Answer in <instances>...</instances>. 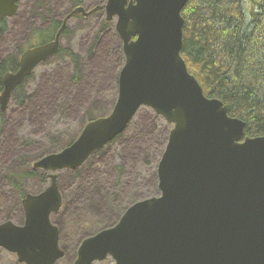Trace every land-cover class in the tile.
<instances>
[{"label":"water","instance_id":"95a60500","mask_svg":"<svg viewBox=\"0 0 264 264\" xmlns=\"http://www.w3.org/2000/svg\"><path fill=\"white\" fill-rule=\"evenodd\" d=\"M21 0H0L12 17ZM188 0H107L75 8L55 39L27 49L20 68L3 77L0 109L44 59L58 53L71 16L104 7L123 41L125 63L111 113L89 121L59 152L34 162L50 184L23 199V223H0V247L25 264H56L64 256L51 220L63 203L59 172L76 169L123 133L150 107L173 127L158 164L159 195L130 205L116 224L85 238L74 264L111 256L116 264H264V136H245L246 122L205 95L182 56Z\"/></svg>","mask_w":264,"mask_h":264},{"label":"rangeland","instance_id":"374dc122","mask_svg":"<svg viewBox=\"0 0 264 264\" xmlns=\"http://www.w3.org/2000/svg\"><path fill=\"white\" fill-rule=\"evenodd\" d=\"M105 2L85 0L82 6L88 11ZM20 4L0 40V58L40 41L39 28L43 32L50 20H63L72 10L70 0H22ZM62 48L80 55L79 79L73 77L75 64L69 54L54 56L40 64L19 94L11 97L0 119V223H22L24 196L38 193L50 183L42 179V169L22 181L17 175L31 170L41 157L62 150L77 139L91 117L109 115L116 103L125 54L115 23H106L103 10L74 15ZM171 129L163 116L143 106L125 131L78 172H59L63 204L52 214V221L60 228L64 256L56 264H74L85 238L116 224L133 203L159 195L158 164ZM0 264L25 263L0 247ZM93 264L116 262L109 256Z\"/></svg>","mask_w":264,"mask_h":264},{"label":"trees","instance_id":"16d2710c","mask_svg":"<svg viewBox=\"0 0 264 264\" xmlns=\"http://www.w3.org/2000/svg\"><path fill=\"white\" fill-rule=\"evenodd\" d=\"M84 3L85 0H70L72 10ZM182 15L185 20L182 56L189 72L196 77L205 95L221 99L231 116L246 122L245 136H264V0H188ZM51 21L49 28L43 32L38 30L44 41L53 38L61 26V20L54 17ZM8 29V18L0 15V40ZM66 32L68 27L64 35ZM62 52L73 58V77L78 80L80 55L61 47L59 54ZM19 63L18 54L0 58V94L4 89L3 76L14 71ZM28 79L15 88L13 99ZM3 114L0 109V119ZM74 171L78 172L79 168ZM36 173L32 168L21 172L17 179L22 181ZM47 177L44 173L42 179ZM13 182L15 185L16 180Z\"/></svg>","mask_w":264,"mask_h":264},{"label":"flooded vegetation","instance_id":"af4514ba","mask_svg":"<svg viewBox=\"0 0 264 264\" xmlns=\"http://www.w3.org/2000/svg\"><path fill=\"white\" fill-rule=\"evenodd\" d=\"M20 5H21V4L19 3V7H20ZM19 7H18L17 11L19 10ZM76 8H77V7H76ZM93 9H94V8L89 9L88 11H91V10H93ZM73 10H74V9H73ZM73 10H72V11H73ZM98 10H100V9H98ZM98 10H97V11H98ZM101 10H103V12H104V8H103V9L101 8ZM72 11H71V12H72ZM71 12H69V13L63 18V20H61V26H60V28L63 26V23H64L65 18H66ZM95 12H96V11H95ZM77 14H78V13H77ZM90 14H91V13H88V15H90ZM74 15H76V14H74ZM74 15H73V16H74ZM82 15H83V14H82ZM88 15H84V16H88ZM73 16H71V17L69 18V20H70ZM3 17H4V16H3ZM69 20H68V22H69ZM50 21H51V20H50ZM68 22H67V25H66V27L64 28V30H63V32H62V34H61V36H60V44H59V51H58V53H56V54H54V55H52V56H50V57L44 59L43 61H41V62L35 67V69L32 71V73H31L29 76L26 77L25 81H26L28 78H30V77H32V76L34 75V72H35L36 68H37L40 64H42L43 62H46V61L52 59L54 56H57V55L59 54L60 49H61V47H62V38H63V36H64V31H65V30L67 29V27H68ZM8 23H9V18H8ZM60 28L58 29V31L60 30ZM115 28H116V27H115ZM58 31L56 32L55 36H54L53 38H51L50 40H48V41H44V38H43V40H42V36L40 35V36H39V37H40V41H37L36 43L30 44V46H28L27 48H25L21 53H18L19 60H21L22 54H23L27 49H30V48H33V47H35V46L43 45V44H46V43H49V42L53 41V40L55 39V37H56ZM116 31H117V30H116ZM35 41H36V40H35ZM19 68H20V63H19V65H18V67L15 68V70H14V71H11V72H15V71H17ZM3 77H4V76H3ZM25 81H24V82H25ZM24 82H23V83H24ZM23 83H21V84H23ZM18 86H19V85H18ZM1 111H2V110H1ZM3 112H4V111H3ZM92 155H93V154H92ZM92 155H91V156H92ZM91 156H90V157H91ZM90 157H89V158H90ZM89 158H88V159H89ZM88 159H87V160H88ZM87 160H86V161H87ZM86 161H85V162H86ZM85 162H84V163H85ZM33 164H34V163H33ZM33 164H32V167H33L34 169L38 170L39 168H35V167L33 166ZM82 165H83V164H82ZM82 165H81V166H82ZM81 166H80V167H81ZM80 167H78V168H80ZM76 169H77V168H76ZM67 170H71V169H67ZM72 170H75V169H72ZM43 172H45V174H47V176H48L47 179H49V180L51 181L50 176H49V173L46 172V171H44V170H43ZM58 180H59V177H58ZM58 180H57V182H58ZM49 184H50V183H49ZM49 184H48V185H49ZM48 185H47V186H48ZM47 186H46V187H47ZM58 186H59V183H58ZM46 187H45V188H46ZM45 188H44V189H45ZM44 189H43V190H44ZM59 190H60V192H61V194H62V191H61V189H60V186H59ZM32 194H34V193H32ZM25 197H26V195L24 196V198H25ZM24 198H23V199H24ZM62 199H63V194H62ZM22 204H23V201H22ZM62 204H63V203H62ZM23 208H24V207H23ZM24 213H25V210H24ZM24 216H25V215H24ZM24 219H25V218H24ZM22 223H23V222H22ZM59 229H60V228H59Z\"/></svg>","mask_w":264,"mask_h":264}]
</instances>
